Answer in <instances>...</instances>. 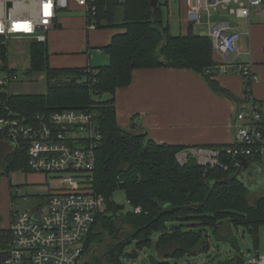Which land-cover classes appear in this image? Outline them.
Segmentation results:
<instances>
[{
  "label": "trees",
  "instance_id": "obj_1",
  "mask_svg": "<svg viewBox=\"0 0 264 264\" xmlns=\"http://www.w3.org/2000/svg\"><path fill=\"white\" fill-rule=\"evenodd\" d=\"M150 2L99 0V25L123 30L114 34L103 47L108 63L53 68L49 64L47 42L30 40V67L26 73H43L45 92L12 94L0 88V118L8 115L7 110L30 121L37 114L48 115L66 109L95 114L99 138L94 148L90 183L93 193L103 197L106 206L86 237L83 256L88 258L81 264H101L102 261L135 264L140 251L146 248L175 260L169 263L151 256L154 264H179L177 260L184 256L207 251L209 229L219 240L235 244V234L231 231L219 234V231L225 225L240 227L253 236L256 246L258 228L264 224V191L253 192L247 184L252 180L236 175L238 168H205L194 158L181 165L176 154L189 146L158 143L140 127L134 132L118 124L115 90L131 83L135 69H189L202 76L215 92L226 93L211 79L216 64L210 37L194 34L191 24L184 34L171 35L168 25L163 23L159 5L153 8ZM7 54V46L0 40V59L6 67ZM103 95L108 98L102 99ZM261 104L264 134V102ZM3 141L10 142L6 132L0 130V142ZM201 146L223 148L230 144ZM8 147L7 153L0 152V175L9 178L10 201H14L17 189L10 182L11 173L33 171L25 148L9 144ZM118 189L130 209L113 200ZM47 196H42L45 204ZM136 207H140V212H134ZM13 212L10 211V219ZM1 222L0 215V264H5L11 234L9 225L4 227ZM220 263L244 264V259L237 254Z\"/></svg>",
  "mask_w": 264,
  "mask_h": 264
},
{
  "label": "built area",
  "instance_id": "obj_2",
  "mask_svg": "<svg viewBox=\"0 0 264 264\" xmlns=\"http://www.w3.org/2000/svg\"><path fill=\"white\" fill-rule=\"evenodd\" d=\"M178 5L182 24L199 23L202 12L221 7L238 18L264 15L263 0H157L172 16V4ZM99 0H0V40L3 45L12 39L47 42L48 31L58 24V12L76 7L84 12L87 27L99 26ZM213 53L226 62L216 65L219 72H235L244 83L243 100L234 114L233 140L230 146L211 148L189 146L177 152L183 165L194 158L199 166L228 170L240 168L248 158L264 165L262 114L251 95L258 80L250 63L232 64L229 59L237 51L239 31L229 21L208 23ZM0 88L7 89L18 79L17 73L0 59ZM0 118L14 147L25 148L33 172L58 180L59 186L48 193L45 208L15 211L10 219L11 247L5 264H81L84 244L97 215L105 210L103 197L92 191L90 177L94 168V148L99 138L95 114L87 110L66 109L51 114H37L33 121L7 110ZM136 207L134 212H140ZM249 264H264V256L255 255Z\"/></svg>",
  "mask_w": 264,
  "mask_h": 264
},
{
  "label": "crops",
  "instance_id": "obj_3",
  "mask_svg": "<svg viewBox=\"0 0 264 264\" xmlns=\"http://www.w3.org/2000/svg\"><path fill=\"white\" fill-rule=\"evenodd\" d=\"M240 19L246 22L248 29L241 31L232 26L239 31V39L237 51L229 59L232 64L252 65L258 80L252 85L251 95L263 108L264 15L252 14L249 19ZM121 31L108 33V28L104 29L103 25L88 28L84 12L58 17V24L47 33L49 64L53 68L104 65L108 63V56L103 47L110 43L114 34ZM213 58L216 65L226 62L221 54L213 53ZM214 70L211 79L226 93L215 92L202 76L185 68L133 70L131 83L115 90L118 124L125 128L138 119L134 127L142 128L149 138L158 143L184 146L230 144L233 140L234 114L243 100V78L235 72L222 73L216 67ZM8 144L11 145L10 142ZM259 166V163L246 158L242 160L236 175L256 182L263 171ZM44 177L46 174L43 173H25L27 181ZM50 191L51 188L48 193ZM7 193L10 199L9 189ZM1 225L6 227L9 222Z\"/></svg>",
  "mask_w": 264,
  "mask_h": 264
},
{
  "label": "rangeland",
  "instance_id": "obj_4",
  "mask_svg": "<svg viewBox=\"0 0 264 264\" xmlns=\"http://www.w3.org/2000/svg\"><path fill=\"white\" fill-rule=\"evenodd\" d=\"M160 10L163 16V23L168 25L169 32L171 35H177L179 33H185V24L183 22L182 16L178 15V5L173 3V14L168 16V10L165 5H160ZM73 14H83V11L76 7H71L67 10H60L58 12V17L65 18ZM220 20H228L231 26L237 27L241 31H247L248 26L243 19L237 18L232 14H228L226 9L219 8L218 11L209 9V15L206 12H202V17L199 23L192 24V31L194 34L200 36H208L209 25H213ZM108 28V33H115L120 30L116 27H105ZM30 45L29 39H12L7 41V55H8V65L12 70L17 73L18 79L13 81L8 86V90L12 94H41L45 92V77L43 73L27 74L26 71L30 67L29 62V52L28 46ZM102 99L108 98L107 95L101 96ZM132 123V122H131ZM131 124L125 128L136 132V128L131 129ZM9 150L6 141L0 142V152L2 154L7 153ZM262 168L260 175L257 177V181H251L247 183L253 192H263L264 191V167ZM1 169V160H0ZM1 171V170H0ZM259 173V172H258ZM29 174V173H28ZM257 174V173H256ZM256 176V175H255ZM247 180V179H246ZM9 178L0 175V215L2 217L1 224H6L10 219V211H32L37 207L45 208L44 195L48 193L49 188H56L59 186V182L56 179L51 178V176L46 175V178L30 180L25 179V173L22 171L13 172L10 175V182L14 185L17 197L14 201H10L7 190ZM248 181V180H247ZM250 182V181H249ZM8 188V189H7ZM113 200L117 203L123 204L125 209H130L123 192L118 189L113 194ZM104 201V199H103ZM105 205V201H104ZM106 206V205H105ZM8 221V222H7ZM228 226H223L219 234H226L231 231L235 234L236 241L235 244L229 241L219 240L217 236L209 229V248L205 252L198 253L196 255L184 256L177 260L179 264H224V262L235 255L239 254L244 259V264H249V261L255 256L256 252L260 256H264V224L259 226L257 232V245L254 244L253 236L245 231L243 233L242 228L235 229ZM225 232V233H224ZM155 239V237H154ZM133 248L130 246L129 250ZM257 248V249H256ZM159 255V256H158ZM156 254L151 248H146L140 251L138 258L135 260V264H154L151 258L154 257L158 261H168L169 263L174 262L172 258H163L160 254ZM152 256V257H151ZM151 257V258H150ZM88 257L83 256L82 262ZM101 264H106L102 261Z\"/></svg>",
  "mask_w": 264,
  "mask_h": 264
},
{
  "label": "water",
  "instance_id": "obj_5",
  "mask_svg": "<svg viewBox=\"0 0 264 264\" xmlns=\"http://www.w3.org/2000/svg\"><path fill=\"white\" fill-rule=\"evenodd\" d=\"M150 4H151V6H152L153 8H156V7H157V0H151ZM137 120H138V119H135L134 122H133V124H131V126H130L131 129L135 128V127H134V124L137 123ZM244 232H245V230H243V233H244Z\"/></svg>",
  "mask_w": 264,
  "mask_h": 264
}]
</instances>
